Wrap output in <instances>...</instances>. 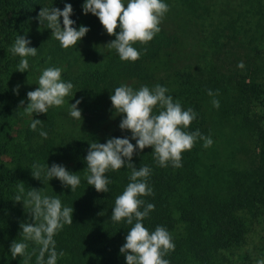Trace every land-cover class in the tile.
I'll return each mask as SVG.
<instances>
[{
	"label": "trees",
	"instance_id": "obj_1",
	"mask_svg": "<svg viewBox=\"0 0 264 264\" xmlns=\"http://www.w3.org/2000/svg\"><path fill=\"white\" fill-rule=\"evenodd\" d=\"M65 3L72 4L74 13L83 9L84 0H0V35L5 37L0 67L5 62L7 69L16 72L21 57L13 55L11 47L18 35L25 36L32 41L29 46L37 48V55L30 56L32 60L42 64L50 60L46 64L50 66L68 60L61 79L73 84L71 95L102 110L88 129L78 128L52 107L47 113L29 115L25 112L27 87L20 90L23 82L6 84L0 77V264H36L40 246L32 241H27L30 259L19 256L13 259L9 251L13 240H23L20 223L33 222L31 209L24 208L23 202H16L15 197L26 198L32 188L38 189L42 196H58L63 206L74 208L73 223L64 225L54 236L56 251L64 253L57 264H126L119 250L135 221L133 225L126 220L114 222L111 213L115 198L130 182L131 169L109 170L106 173L111 181L109 192H97L87 183L89 172L84 159L94 141L105 143L110 137H131L130 131L120 129L122 115L112 108L110 95L116 87L121 84L134 90L144 85L166 87L167 95L179 101L185 110L192 108L196 113L185 131L198 129L213 142L216 113L221 120H229L226 105L216 108L212 104L213 99H220L218 88L210 80L213 78L203 72L198 61H189L184 55L180 36L173 28L161 23L160 32L150 42L134 44L141 53L135 62L122 61L114 49L98 57L87 46L81 51L74 46L61 47L52 37V30L46 28V22L40 24L37 16L42 7L63 9ZM203 8L201 3L200 9ZM73 26L80 27L76 23ZM86 35L81 40L88 39ZM260 53L264 57L263 49ZM238 76L233 78L234 85L226 94L238 101L254 97L263 112L262 122L246 111L239 114L242 130L254 133L256 160L252 167L216 170L206 159L212 145L203 147L204 140L199 138L190 151L182 153V167H173L171 163L159 166L150 147L138 150L132 157L137 168L146 165L151 169L147 184L152 194L140 198L144 206L151 203L155 208L143 224L150 232L157 226L168 230L175 244L174 251L164 257L170 264H219L223 250L239 248L246 241L247 226L240 212L249 210L254 218L264 219V100L259 96L262 83H248L247 75ZM17 85L19 95L13 92ZM208 90L214 96H209ZM21 100L25 105L19 106ZM158 111L159 107L154 109ZM33 119L42 121L35 131L30 127ZM41 130L47 132L46 139L40 136ZM53 163L64 165L80 177L74 191L55 177L49 180L43 173L40 179L33 177L34 164L46 168ZM21 186L24 193H20Z\"/></svg>",
	"mask_w": 264,
	"mask_h": 264
},
{
	"label": "clouds",
	"instance_id": "obj_2",
	"mask_svg": "<svg viewBox=\"0 0 264 264\" xmlns=\"http://www.w3.org/2000/svg\"><path fill=\"white\" fill-rule=\"evenodd\" d=\"M82 8L84 14L92 13L98 17L107 34L115 37L106 44L107 47L114 49L122 61L131 62L140 59L141 55L133 45L150 42L160 32L162 19L169 11V6L163 0H127L126 4L124 0H84ZM73 11L72 4L65 3L63 9L42 7L37 16L40 24L46 22V28L52 30V37L65 49L76 46L90 30L83 25L78 29L73 26L76 23L71 19ZM30 43L25 36L16 37L11 47L13 55L21 57L16 71L25 72L29 68L27 57L37 55V48L30 47ZM238 67L244 68L243 61L239 62ZM61 76L60 67L45 68L39 76L38 87L27 92L25 112L29 115L47 113L50 107L63 106L74 86L70 81L62 80ZM19 88L20 85H17L13 89L17 95ZM167 93L168 89L159 84L153 88L144 85L138 90L126 84L116 87L110 95L112 108L122 115L120 129L130 131L131 137H110L105 143L94 141L84 157L89 172L87 183L94 186L97 192H109L111 181L106 175L109 170L118 171L122 167L131 169L130 182L115 198L111 213L114 222L126 220L133 225L135 221L119 250L124 254L126 264H170L164 257L175 249L166 228L157 226L150 232L143 224V220L155 208L151 203L144 206L145 202L140 198L152 194L147 184L151 169L146 165L137 168L132 162L133 155L138 150L150 147L159 166L167 167L171 163L178 168L182 167V153L190 151L198 138L204 140L205 148L213 144L211 137L202 136L198 129L195 132L185 131L196 118V113L192 108L185 110L179 101H174ZM208 95L214 96L212 90H208ZM80 103L81 99L70 103L69 115L77 120L82 118V110L78 108ZM212 104L216 108L220 106L217 99H213ZM21 105H25L24 100L20 101ZM157 107L158 113L154 112ZM41 124L40 119H33L30 127L35 131ZM39 134L47 138V132L41 130ZM131 140L136 143L133 144ZM31 173L36 179H40L42 173L49 180L55 177L71 191L80 184V177L62 164H47L46 168L34 164ZM19 190L24 193L23 186ZM15 201H22L24 208L28 206L31 209L29 213L33 222L20 223L23 240L12 241L9 249L12 258L19 256L30 259L32 253L27 252V241H32L40 246L36 264H57L58 257L64 253L56 251L54 236L64 225L73 223L74 208L63 206L58 196H42L36 188L29 190L26 198L17 195ZM256 264H264V259L257 260Z\"/></svg>",
	"mask_w": 264,
	"mask_h": 264
},
{
	"label": "rangeland",
	"instance_id": "obj_3",
	"mask_svg": "<svg viewBox=\"0 0 264 264\" xmlns=\"http://www.w3.org/2000/svg\"><path fill=\"white\" fill-rule=\"evenodd\" d=\"M204 1V2H203ZM163 0L169 6L162 24L173 28L180 36L182 52L189 61H198L204 73L212 77L218 88L219 105L228 107L229 120H221L216 113V137L207 155V163L214 164L216 170L236 167L244 169L252 167L256 160L255 139L252 130L243 131L240 112H247L251 118L262 122V107L256 98L250 101H238L226 93L234 85L233 78L247 75L246 82L262 83L259 96L264 100V0ZM125 4L127 0H124ZM202 6L205 8L200 9ZM207 4V5H204ZM73 20L78 25L89 27L88 39L80 40L75 50L81 51L86 46L98 57H104L109 51L107 43L114 36L107 34L98 17L92 13L84 14L83 9L73 13ZM4 39L0 35V58L5 54ZM32 43V41H31ZM32 47V46H31ZM58 58L60 56L58 55ZM29 68L25 72L0 67V77L6 84L21 85L29 91L38 87V79L42 71L51 67L27 57ZM72 59V57H71ZM243 61L244 68H239ZM68 60L61 61L55 67L62 70ZM27 95V92L25 93ZM75 96L69 95L61 107L52 108L66 116L78 128L88 129L98 114L102 112L94 103L82 101L78 108L82 110V118L77 120L69 115L70 103H75ZM5 102V101H4ZM240 215L247 226L245 243L235 249L223 250L219 256V264H256L264 259V219H256L249 210Z\"/></svg>",
	"mask_w": 264,
	"mask_h": 264
}]
</instances>
